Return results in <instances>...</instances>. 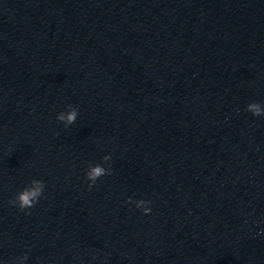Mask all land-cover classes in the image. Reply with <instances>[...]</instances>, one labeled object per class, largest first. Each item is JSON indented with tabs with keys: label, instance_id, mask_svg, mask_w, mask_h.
I'll return each mask as SVG.
<instances>
[{
	"label": "water",
	"instance_id": "1",
	"mask_svg": "<svg viewBox=\"0 0 264 264\" xmlns=\"http://www.w3.org/2000/svg\"><path fill=\"white\" fill-rule=\"evenodd\" d=\"M0 264H264V0H0Z\"/></svg>",
	"mask_w": 264,
	"mask_h": 264
},
{
	"label": "clouds",
	"instance_id": "2",
	"mask_svg": "<svg viewBox=\"0 0 264 264\" xmlns=\"http://www.w3.org/2000/svg\"><path fill=\"white\" fill-rule=\"evenodd\" d=\"M250 108L254 110V115H259V108L256 105H250ZM75 118V113H71L68 116V121L71 122ZM63 119V117H61ZM103 169L100 167H95L91 170V173L89 174V179L95 180L96 177L103 174ZM32 183L35 185V187L29 189L25 188L22 192L17 194L16 199L19 202V209L21 211H24V209H29L35 206L38 197L41 195V189L43 188V181L34 180ZM147 211V210H146ZM30 214V213H26Z\"/></svg>",
	"mask_w": 264,
	"mask_h": 264
}]
</instances>
